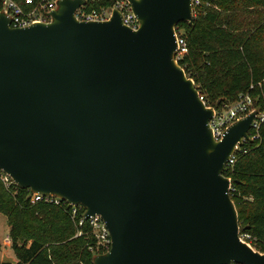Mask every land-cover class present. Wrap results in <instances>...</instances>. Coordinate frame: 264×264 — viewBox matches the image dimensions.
<instances>
[{
	"label": "water",
	"instance_id": "95a60500",
	"mask_svg": "<svg viewBox=\"0 0 264 264\" xmlns=\"http://www.w3.org/2000/svg\"><path fill=\"white\" fill-rule=\"evenodd\" d=\"M130 2L138 29L118 9L77 19L84 0L22 27L0 14V168L102 217L112 243L95 264H264L224 175L256 113L216 141L213 108L175 60L192 0Z\"/></svg>",
	"mask_w": 264,
	"mask_h": 264
},
{
	"label": "trees",
	"instance_id": "16d2710c",
	"mask_svg": "<svg viewBox=\"0 0 264 264\" xmlns=\"http://www.w3.org/2000/svg\"><path fill=\"white\" fill-rule=\"evenodd\" d=\"M114 1H93L87 7ZM178 27L189 46L178 63L208 106L235 101L250 90L264 109V88L250 89L264 80V0H201L193 21L182 20ZM241 147L225 175L232 179L231 197L241 232L251 234L253 245L264 252V121L259 137ZM31 193L19 186L7 189L0 181V213L7 216L17 257L16 262L0 260V264H95V256L107 252L98 245L91 225L79 224L84 209L73 216L67 202H33Z\"/></svg>",
	"mask_w": 264,
	"mask_h": 264
},
{
	"label": "built area",
	"instance_id": "2783aa9c",
	"mask_svg": "<svg viewBox=\"0 0 264 264\" xmlns=\"http://www.w3.org/2000/svg\"><path fill=\"white\" fill-rule=\"evenodd\" d=\"M98 0H84V3L77 7L74 11L75 17L79 20H105L112 17L114 10L118 9L122 16V22L133 28L138 29L141 25V20L134 11L130 0H115L111 5H101L99 7L88 8L87 4L89 2ZM193 2V12L201 0H192ZM59 7V0H25V4L20 3L17 0H0V14L5 13L10 19V25L13 27H22L30 25L31 23L43 21L48 22L53 19L52 12ZM177 49L175 53V60L183 58L188 52L189 46L186 37L183 34V30L178 27L175 28ZM259 86L264 88V80L257 83V85L252 84L250 89ZM201 98L205 101L204 97ZM258 97L250 93V90L239 95V98L233 102H225L220 106H209L213 108V117L211 118L209 124L216 141H220L224 138L226 131L230 126L236 123L238 120L244 118L252 112L256 113V118L253 122V126L249 132V139H255L259 137V128L261 123L264 121V109L256 108L255 105ZM206 102V101H205ZM207 104V103H206ZM208 106V105H207ZM241 144L235 147L234 152L231 154L225 171L232 168L236 163L238 154L241 151ZM224 171V175H225ZM226 176V175H225ZM228 177V176H226ZM231 179V177H228ZM232 180V179H231ZM0 181L3 185L10 190H15L18 184L14 181L12 176L5 170L0 168ZM233 186L231 187V191ZM32 192V191H31ZM31 199L33 202L36 201H46L50 203L60 204L63 201L67 202L58 196L52 194H43L39 192H32ZM72 207L73 216L79 215V224L83 225L88 222L93 230L94 235L98 240V245L102 249L109 251L111 248L112 239L108 229L106 228V223L100 215H92L89 218L86 217V209L82 205H74L67 202ZM240 238L242 241L246 242L252 248L258 250L256 246L253 245V237L247 232H241ZM4 243L6 245L12 244V237L8 234L4 238ZM99 248V247H98ZM98 250H101L100 248ZM260 251V250H258ZM261 253H264L260 251Z\"/></svg>",
	"mask_w": 264,
	"mask_h": 264
},
{
	"label": "rangeland",
	"instance_id": "374dc122",
	"mask_svg": "<svg viewBox=\"0 0 264 264\" xmlns=\"http://www.w3.org/2000/svg\"><path fill=\"white\" fill-rule=\"evenodd\" d=\"M233 102V101H230ZM256 108H260V104L257 103L255 105ZM9 234V224L7 221V216L0 213V260L3 258V250L5 251V259H7V256L12 255L15 256V253L12 249V245H6L4 243V238ZM255 247V246H254Z\"/></svg>",
	"mask_w": 264,
	"mask_h": 264
},
{
	"label": "crops",
	"instance_id": "0c3cea01",
	"mask_svg": "<svg viewBox=\"0 0 264 264\" xmlns=\"http://www.w3.org/2000/svg\"><path fill=\"white\" fill-rule=\"evenodd\" d=\"M9 230H10V227H9ZM3 258H2V261H12V262H16L17 261V257L16 255L15 256H12V255H9L7 256V259H5V251L3 250Z\"/></svg>",
	"mask_w": 264,
	"mask_h": 264
}]
</instances>
